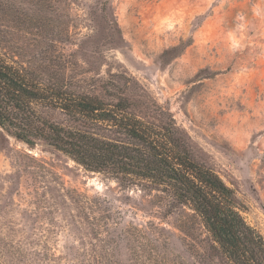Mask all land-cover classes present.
I'll use <instances>...</instances> for the list:
<instances>
[{"label": "rangeland", "instance_id": "obj_1", "mask_svg": "<svg viewBox=\"0 0 264 264\" xmlns=\"http://www.w3.org/2000/svg\"><path fill=\"white\" fill-rule=\"evenodd\" d=\"M0 54L75 93L125 98L144 121L172 118L264 237V0H0ZM97 202L108 217L99 238ZM99 262L220 258L168 195L86 171L43 142L29 148L0 125V264Z\"/></svg>", "mask_w": 264, "mask_h": 264}, {"label": "trees", "instance_id": "obj_2", "mask_svg": "<svg viewBox=\"0 0 264 264\" xmlns=\"http://www.w3.org/2000/svg\"><path fill=\"white\" fill-rule=\"evenodd\" d=\"M40 107L58 110L82 126L50 121L39 113ZM129 109L125 98L113 102L75 93L0 54V125L9 135L29 148L43 142L86 171L119 184L168 195L198 218L220 264H264V237L241 215L245 207L234 190L194 159L188 137L174 120L148 122ZM97 128L115 137L101 136L94 132ZM88 204L83 198L80 206L85 209ZM100 205L93 203L91 209L98 212ZM98 214L94 220L99 238L100 230L108 233V217Z\"/></svg>", "mask_w": 264, "mask_h": 264}]
</instances>
